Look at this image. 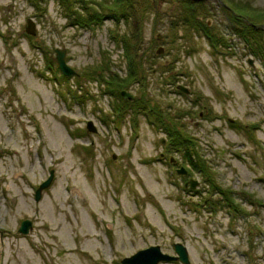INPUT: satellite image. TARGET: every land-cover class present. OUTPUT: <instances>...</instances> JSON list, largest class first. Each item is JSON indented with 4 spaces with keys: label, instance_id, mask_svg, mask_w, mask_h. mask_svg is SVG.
<instances>
[{
    "label": "rangeland",
    "instance_id": "1",
    "mask_svg": "<svg viewBox=\"0 0 264 264\" xmlns=\"http://www.w3.org/2000/svg\"><path fill=\"white\" fill-rule=\"evenodd\" d=\"M67 1L0 0V264H264V0Z\"/></svg>",
    "mask_w": 264,
    "mask_h": 264
},
{
    "label": "water",
    "instance_id": "2",
    "mask_svg": "<svg viewBox=\"0 0 264 264\" xmlns=\"http://www.w3.org/2000/svg\"><path fill=\"white\" fill-rule=\"evenodd\" d=\"M26 31L28 34L35 36L36 35V27L35 24L32 20H29L27 23V28ZM56 61L58 63V66L64 76L66 77H74L77 75L76 71L73 70L66 61V51L65 50H56ZM181 90H183V87H179ZM185 92H187L184 89ZM188 93V92H187ZM122 96L126 99H133V96L129 93L123 92ZM90 131H95V129L92 127H89ZM180 174H186L185 171L180 170ZM54 174L49 178L47 182H45L38 190H37V200L41 199V194L42 191L47 189L48 187L51 186V183L53 181ZM198 183L197 182H191V188L195 189L197 187ZM32 223L28 220L24 221L22 223V227L20 228L19 232L21 234L27 235L29 232L32 230ZM176 252L178 254L177 257H172L167 254H163L160 250L159 247H152L148 250L141 251L132 258H128L124 260L122 263L123 264H159V263H167V262H172L175 260H180L184 264H189L188 260V253L187 250L180 244L175 245Z\"/></svg>",
    "mask_w": 264,
    "mask_h": 264
},
{
    "label": "trees",
    "instance_id": "3",
    "mask_svg": "<svg viewBox=\"0 0 264 264\" xmlns=\"http://www.w3.org/2000/svg\"><path fill=\"white\" fill-rule=\"evenodd\" d=\"M64 1V3H65V6L66 7H68V6H70L71 4H70V2L69 1H67V0H63ZM118 5V4H117ZM130 6H132V4L130 5ZM102 7V6H101ZM237 7V6H236ZM234 8V10H235V12L237 11V12H239V13H241V12H243L244 14H248V15H250V12L252 11V10H250V9H244L243 7H237V8ZM121 10L123 11L124 9H122V7H114V9L113 8H110L109 9V11L111 12L112 11V13H118V14H120L121 13ZM125 11V10H124ZM123 11V15H124V12ZM243 14V15H244ZM94 15H97V12L96 11H94L93 10V12H90L88 15H87V17L90 19V18H93L94 17ZM246 16V15H245ZM75 19H76V21L78 22V23H80V21H84L80 16H77V17H75ZM248 20V19H247Z\"/></svg>",
    "mask_w": 264,
    "mask_h": 264
}]
</instances>
